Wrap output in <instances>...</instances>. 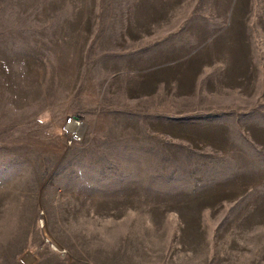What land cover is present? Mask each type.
Masks as SVG:
<instances>
[{"label": "rangeland", "instance_id": "1", "mask_svg": "<svg viewBox=\"0 0 264 264\" xmlns=\"http://www.w3.org/2000/svg\"><path fill=\"white\" fill-rule=\"evenodd\" d=\"M0 264H264V0H0Z\"/></svg>", "mask_w": 264, "mask_h": 264}, {"label": "built area", "instance_id": "2", "mask_svg": "<svg viewBox=\"0 0 264 264\" xmlns=\"http://www.w3.org/2000/svg\"><path fill=\"white\" fill-rule=\"evenodd\" d=\"M66 126L68 127L67 129H69L70 132V137H68V143L70 145L74 144V142L76 140H81V129L79 130L78 128H81V125L83 124V122L81 121V119H79V117H70L68 119H66L65 122Z\"/></svg>", "mask_w": 264, "mask_h": 264}, {"label": "bare ground", "instance_id": "3", "mask_svg": "<svg viewBox=\"0 0 264 264\" xmlns=\"http://www.w3.org/2000/svg\"><path fill=\"white\" fill-rule=\"evenodd\" d=\"M83 126H84V124H82V125H81V128L79 127L78 129H79V130H80V129H82V128H83ZM83 129H84V128H83ZM81 133H82V132H81Z\"/></svg>", "mask_w": 264, "mask_h": 264}, {"label": "water", "instance_id": "4", "mask_svg": "<svg viewBox=\"0 0 264 264\" xmlns=\"http://www.w3.org/2000/svg\"><path fill=\"white\" fill-rule=\"evenodd\" d=\"M25 259V258H24Z\"/></svg>", "mask_w": 264, "mask_h": 264}]
</instances>
